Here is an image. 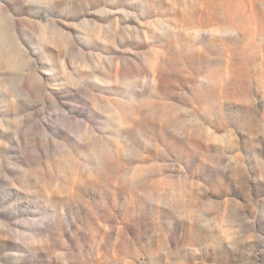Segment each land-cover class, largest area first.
<instances>
[{"label": "rangeland", "instance_id": "obj_1", "mask_svg": "<svg viewBox=\"0 0 264 264\" xmlns=\"http://www.w3.org/2000/svg\"><path fill=\"white\" fill-rule=\"evenodd\" d=\"M0 264H264V0H0Z\"/></svg>", "mask_w": 264, "mask_h": 264}]
</instances>
